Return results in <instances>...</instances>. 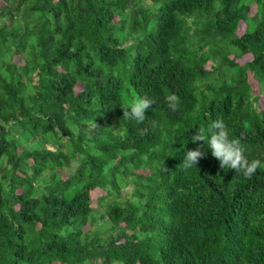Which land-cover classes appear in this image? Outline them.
I'll list each match as a JSON object with an SVG mask.
<instances>
[{"label":"trees","instance_id":"16d2710c","mask_svg":"<svg viewBox=\"0 0 264 264\" xmlns=\"http://www.w3.org/2000/svg\"><path fill=\"white\" fill-rule=\"evenodd\" d=\"M252 80L264 0H0V264H264V166L191 140L223 119L264 165Z\"/></svg>","mask_w":264,"mask_h":264},{"label":"clouds","instance_id":"9594fccd","mask_svg":"<svg viewBox=\"0 0 264 264\" xmlns=\"http://www.w3.org/2000/svg\"><path fill=\"white\" fill-rule=\"evenodd\" d=\"M166 102L172 111H176L179 104V97L170 94L166 98ZM155 103L147 97L135 98L130 103L129 109H124L123 117L126 119H134L138 124L143 123L148 117L146 112ZM147 129L142 130V134L147 133ZM209 136H206L205 129L199 128L198 132L191 136V140L195 142H206L207 148L210 149L211 155L219 161L220 169L235 170L237 175L242 174L245 178L250 179L262 163L259 159L249 160L246 155V148L239 139H230L227 125L223 119H215L207 130ZM207 152L197 147L196 150L187 151L181 168L187 170L193 166H197L201 158L206 157ZM164 170L169 169L164 166Z\"/></svg>","mask_w":264,"mask_h":264},{"label":"rangeland","instance_id":"374dc122","mask_svg":"<svg viewBox=\"0 0 264 264\" xmlns=\"http://www.w3.org/2000/svg\"><path fill=\"white\" fill-rule=\"evenodd\" d=\"M255 11H256V7L253 6L251 14H254ZM240 31H242V29ZM246 60H248V59H246ZM20 62H21V60H20ZM252 84H253V88H254V95L259 97V101L256 105H258L261 109H264V90H261L260 86L254 80H252ZM145 174H148V172H145ZM131 190H132V187H127V188H124L122 191H123V194L125 195L126 192H129ZM104 195H105V193L102 191L92 192V199H93L94 206L97 205L98 198H100Z\"/></svg>","mask_w":264,"mask_h":264}]
</instances>
